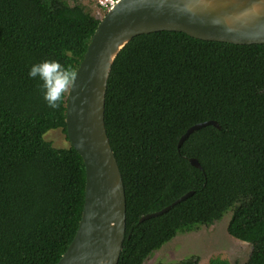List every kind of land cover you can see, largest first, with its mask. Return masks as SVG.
Instances as JSON below:
<instances>
[{
  "label": "trees",
  "instance_id": "1",
  "mask_svg": "<svg viewBox=\"0 0 264 264\" xmlns=\"http://www.w3.org/2000/svg\"><path fill=\"white\" fill-rule=\"evenodd\" d=\"M99 22L80 0H0V264H56L78 230L83 158L44 137L67 133V93L49 108L27 73L55 58L74 77ZM207 120L220 127L193 131L179 149L187 129ZM105 124L126 194L118 264H144L177 234L229 210V234L252 244L244 264H264V43L173 30L133 37L110 71Z\"/></svg>",
  "mask_w": 264,
  "mask_h": 264
},
{
  "label": "water",
  "instance_id": "2",
  "mask_svg": "<svg viewBox=\"0 0 264 264\" xmlns=\"http://www.w3.org/2000/svg\"><path fill=\"white\" fill-rule=\"evenodd\" d=\"M161 30L203 40L264 43V0H117L100 20L68 86L67 136L83 158L85 201L78 230L56 264H118L126 236V194L105 124V98L113 62L135 36ZM216 120L190 126L178 142ZM192 165L202 168L196 157ZM180 196L144 220L168 211Z\"/></svg>",
  "mask_w": 264,
  "mask_h": 264
},
{
  "label": "rangeland",
  "instance_id": "3",
  "mask_svg": "<svg viewBox=\"0 0 264 264\" xmlns=\"http://www.w3.org/2000/svg\"><path fill=\"white\" fill-rule=\"evenodd\" d=\"M97 18L104 17L106 10L95 0H80ZM72 2V1H71ZM45 139L56 147H68L71 143L61 128L50 129ZM231 210L211 225H204L193 231L179 233L172 240L154 251L144 264H209L211 258L221 257L231 264H244L252 251V244L229 234L227 226Z\"/></svg>",
  "mask_w": 264,
  "mask_h": 264
},
{
  "label": "clouds",
  "instance_id": "4",
  "mask_svg": "<svg viewBox=\"0 0 264 264\" xmlns=\"http://www.w3.org/2000/svg\"><path fill=\"white\" fill-rule=\"evenodd\" d=\"M27 75L39 81L40 94L49 108L55 109L73 80L72 70L55 58L33 62Z\"/></svg>",
  "mask_w": 264,
  "mask_h": 264
},
{
  "label": "built area",
  "instance_id": "5",
  "mask_svg": "<svg viewBox=\"0 0 264 264\" xmlns=\"http://www.w3.org/2000/svg\"><path fill=\"white\" fill-rule=\"evenodd\" d=\"M95 1L101 8L107 11L116 3L117 0H95Z\"/></svg>",
  "mask_w": 264,
  "mask_h": 264
}]
</instances>
